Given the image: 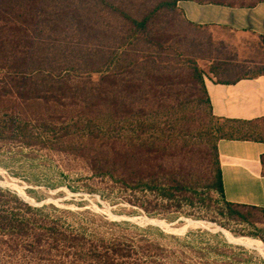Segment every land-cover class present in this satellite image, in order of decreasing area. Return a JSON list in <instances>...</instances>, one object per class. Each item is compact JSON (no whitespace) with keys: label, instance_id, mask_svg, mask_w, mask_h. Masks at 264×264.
I'll return each instance as SVG.
<instances>
[{"label":"trees","instance_id":"obj_1","mask_svg":"<svg viewBox=\"0 0 264 264\" xmlns=\"http://www.w3.org/2000/svg\"><path fill=\"white\" fill-rule=\"evenodd\" d=\"M95 1L104 7L109 6L106 0ZM185 1L236 7L218 1L157 0L152 10L140 20L128 15L122 7L115 8L113 12L127 19L131 33L125 40L129 44L143 41L164 50L169 38L150 33V18L160 10L176 13L178 4ZM80 7H73L70 11L59 8L51 12L53 19L41 22L46 24L44 27L48 24L50 30L56 31L71 15L76 30L80 32L78 34L89 37L93 33L82 32H92L95 27L88 18L85 19L86 12ZM186 22L196 28L208 27ZM11 29L17 33H0V64L3 67L0 68L7 73V82L0 88V99L9 95L21 102L77 105L84 110L75 116L52 114L34 118L0 110V156L12 160V149L16 147L17 153L26 149L47 150L81 157L86 161L92 181L100 180L110 185L129 204L139 207L149 216L156 213L180 215L185 214V209L192 212L198 209L199 215L191 214L193 218L215 222L231 231V224L251 226L253 231L238 229L233 233L257 238L264 243V229H259L249 214L250 211L264 213V209L226 200L217 148L220 140H257V123L214 116L206 81L198 68L192 74L203 87L212 118L219 123L214 130V159L202 174L185 169V152H180L182 149H172L169 143H161V136L166 135L159 123L149 121L145 111L135 116L130 98L143 90L144 85L132 77L134 65L127 50L120 52L116 59L113 57L103 63H95L89 54L81 60L73 55V62L65 55V63H60L55 56L49 55L55 41H59L58 37H53L57 33H24L21 28ZM225 62L213 68L212 75L216 80H209L229 84L264 74L238 76L236 73L237 76L232 78L230 74L238 66ZM4 63H7L6 67ZM94 74L99 78L92 87L75 82ZM146 77L155 81L161 79L150 71L146 72ZM100 108H105L108 115L97 112ZM92 143L113 150L112 158L105 152L100 154L101 157L89 154L87 146ZM177 159H180L179 164L164 163ZM74 215L53 206H32L17 192L0 186V264H167L170 260L169 250L157 238L148 236L147 233L153 231L152 227L141 229L139 236H118L102 232L96 225L97 218L89 217L82 222L73 220L74 223L70 224V217ZM198 232L207 234L201 230ZM159 234L165 236L161 231ZM260 261L264 263L261 258Z\"/></svg>","mask_w":264,"mask_h":264},{"label":"rangeland","instance_id":"obj_2","mask_svg":"<svg viewBox=\"0 0 264 264\" xmlns=\"http://www.w3.org/2000/svg\"><path fill=\"white\" fill-rule=\"evenodd\" d=\"M198 1H218L239 7L250 6L258 0ZM106 2L108 7L95 0H36L35 3L32 0H0V33H17L11 29L14 27L21 28L24 33H57L53 37H58L59 41H55V47L49 55L55 56L60 63H65V55L73 62V55L81 60L88 54L95 63H103L113 57L116 59L120 52L127 50L134 65L132 77L144 85L143 90L130 98L135 116L138 117L139 112L145 111L149 121L159 123L166 135L161 136V143H169L172 149H182L180 152H185V169L196 174L206 172L214 159V130L219 123L212 118L203 87L192 73L198 68L204 81L216 80L212 70L222 61L238 66L230 74L232 78L264 72L262 41L244 34L246 32L212 26L193 27L186 22L180 8L183 2H180L178 12L160 10L150 18V33L169 38V44L164 50L143 41L132 45L125 40L131 33L127 19L113 10L117 7L125 8L128 15L140 20L152 10L157 0ZM79 5L86 12L85 19L88 18L95 27L92 32H82L93 33L89 37L78 34L80 32L76 30L71 15L64 19V24L56 31L50 30L48 24L44 27L46 24L41 22L53 19L51 12L54 10L67 8L70 11ZM44 9L46 12H43ZM32 19L34 21L29 22ZM25 27L28 28L24 30ZM6 64L3 66L6 67ZM0 66L2 67L1 64ZM147 71L161 79H148ZM98 78L94 74L75 82L92 87ZM6 82V70L0 68V88ZM0 110L34 118L52 114L75 116L84 109L77 105L21 102L7 95L0 99ZM97 112L108 115L105 108H100ZM255 127L260 134H264V124H257ZM87 148L89 154L94 156L101 157L100 154L105 152V155L112 158L114 154L113 150L110 151L99 143L89 144ZM12 151V160L0 156V186L17 192L32 206H53L75 214L72 218L69 216L70 224L74 223L73 220L82 222L93 217L97 218L96 225L100 226L102 232L118 236H139L142 234L141 229L152 227L153 231L147 233L148 236L157 238L170 252L167 264H264L260 261V258L264 261V243L257 238L233 233L238 229L253 231L251 226L231 224V231L215 222L193 218L191 214L199 215L198 209L193 212L185 209V214L180 215L156 213L149 216L139 207L129 204L110 185L100 180L92 181L84 158L47 150L26 149L17 153L18 149L14 147ZM164 163L179 164L180 159L174 162L166 160ZM249 214L257 227L264 229V213L250 211ZM113 223L119 225H112ZM199 230L207 234L200 233ZM160 231L165 236L160 235ZM166 235L173 236L174 239Z\"/></svg>","mask_w":264,"mask_h":264},{"label":"crops","instance_id":"obj_3","mask_svg":"<svg viewBox=\"0 0 264 264\" xmlns=\"http://www.w3.org/2000/svg\"><path fill=\"white\" fill-rule=\"evenodd\" d=\"M180 8L195 25L246 32L264 45V0L244 7L185 1ZM205 87L214 116L264 124V74L229 84L207 80ZM217 148L226 200L264 209V134L254 141L220 140Z\"/></svg>","mask_w":264,"mask_h":264}]
</instances>
